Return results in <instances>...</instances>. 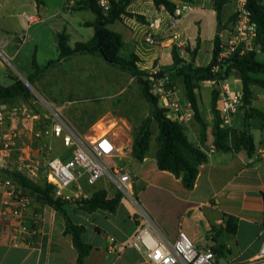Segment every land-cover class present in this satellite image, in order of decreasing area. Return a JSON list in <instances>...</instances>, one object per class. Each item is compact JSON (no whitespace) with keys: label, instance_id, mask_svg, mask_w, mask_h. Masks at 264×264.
I'll use <instances>...</instances> for the list:
<instances>
[{"label":"crops","instance_id":"crops-1","mask_svg":"<svg viewBox=\"0 0 264 264\" xmlns=\"http://www.w3.org/2000/svg\"><path fill=\"white\" fill-rule=\"evenodd\" d=\"M56 1V7L60 3L61 10L65 14V18L60 20L59 27L51 35L53 46H57L59 56V34L65 32L69 36L71 47H74L78 42L88 41L94 35V28L90 26V23L95 21L96 16L90 10L77 9L76 4L82 0ZM168 1L173 3L176 8L191 6V10L181 15L173 29L168 30L171 13L163 6L157 7L152 0H130L126 11L131 15H123L121 20L109 26L123 39L124 52H134L139 58L137 63L139 69L151 74L160 73L172 66L174 47L178 49L180 57L184 60H189L190 53L194 52L195 65H207L212 58L216 36H219L221 42L227 38L239 3V0H228L218 17L214 7L215 0ZM66 2L71 4L70 12L65 9ZM261 2L264 4V0ZM50 11L53 10L48 7L46 0H0V49L1 47L6 51L11 49L13 41L7 37L9 29L6 25L14 15H21L17 21L18 26L27 33L32 30L34 25H37L36 29L32 30V35H28L31 41L36 43L38 35L40 43L46 42L50 35L45 27H40V25L60 13L59 10L52 13ZM30 14H37L39 21L29 23L26 17ZM41 15H45L46 18L42 19ZM154 19H159L160 24L158 28L151 30L148 23ZM217 25L218 28L221 25V33L215 31ZM82 32H86L87 39L81 34ZM150 32L159 40L156 45H149L145 42V38ZM26 40L24 39V42ZM205 44L210 46L207 51L209 54L202 56ZM22 46L23 44L20 45V47ZM35 47L37 51L38 44ZM260 52L258 51L257 56ZM16 54V52L12 54L10 59H17L18 55ZM98 58L94 55H76L66 62L83 59L98 63L100 61ZM201 60L205 61V64H202ZM62 66L64 63L51 69H61ZM31 74L32 72L29 73V76ZM203 84L209 89L207 113L211 117V128L203 117L198 97V91L203 85L196 89V96L200 116L207 128L206 141L202 142L200 139V127L196 124L194 116L189 125L185 126V133L190 142L196 144L208 156L207 162L199 168L194 188L186 189L180 178L169 171L158 168L156 160L158 147L151 156L148 155V151L143 161L129 156L136 161L135 170L133 171L131 168L130 188V193L136 203L130 198L124 197L114 213L104 210L92 213L76 210L72 212L73 215H70L74 223L85 227L82 239L93 247L82 264H152L143 253L132 248H127L120 254L108 250L109 237H114L125 243L137 231L139 223L136 216L140 210L149 215L156 229L171 243H175L183 233L198 249L212 251L218 256V260L223 258L225 264H264V260H258L264 241V148L262 146L264 135L262 137L263 144L260 146L251 130L257 146L256 152L252 156H248L244 150L239 152L217 150L212 134L214 117L212 116L211 101L214 88L208 83ZM224 84H227V89L231 94L242 95L241 80L236 72H232L229 78L220 84L217 110L220 99L225 93V89L222 87ZM175 92V98L180 101L176 88ZM181 97L183 103H180L188 107L190 104L185 98V91ZM254 98L253 93V107L264 113V110L255 104ZM262 100L264 103V94ZM46 101L57 107L62 106L54 100ZM87 101L78 102L75 109L92 108L91 101ZM23 102L25 101L18 99L4 106ZM241 114L245 121V111L242 110ZM71 117L74 121H79L77 115L74 114ZM234 118L235 115L232 117V127ZM243 128L244 122L240 128L235 127L236 130ZM158 135L159 129L156 141ZM43 139L51 143L55 140L45 135ZM205 148L207 149L205 150ZM33 154L36 156L37 151L35 150ZM14 161V155L0 157V168L10 169ZM32 180L43 181L41 173L37 179ZM106 182H109L106 178L97 181L94 192L106 190L103 186ZM31 199L34 215L39 218L41 235L32 244H16L11 239L8 223L0 221V264H78V253L71 235L65 233L66 224L63 216L51 207L37 203L32 197ZM72 216L74 217L72 218ZM87 216L90 219L85 220L88 218ZM226 216L238 219L237 231L234 234L226 230Z\"/></svg>","mask_w":264,"mask_h":264},{"label":"built area","instance_id":"built-area-1","mask_svg":"<svg viewBox=\"0 0 264 264\" xmlns=\"http://www.w3.org/2000/svg\"><path fill=\"white\" fill-rule=\"evenodd\" d=\"M104 14L111 8L110 0H96ZM71 11V4L66 6ZM191 10L190 5L177 7L171 14L168 30L176 27L183 13ZM29 23L39 21L37 14L27 17ZM159 19L149 22L151 30L158 28ZM257 25L252 21L247 8V0H239L234 20L228 36L220 43L218 61L222 62L236 53L245 54L256 47ZM149 45H156L159 40L150 32L145 38ZM153 79V78H152ZM152 93L161 106L167 109V116L183 126H188L194 113L191 105L185 107L175 98V87L170 76L155 80ZM220 99L218 110L222 119L221 126L232 127V117L243 103L242 95H233L227 84ZM32 104L23 102L0 107V157L15 156L10 169L37 179L41 173L43 180L54 186L56 196L69 198L65 191L75 188L74 198L86 197L81 187L83 180L93 186L101 178L129 197L132 174L123 164L114 166L111 159L127 157L123 154L116 133L103 131L93 135H83L67 120L62 106H54L45 101L43 108L47 114L38 112ZM68 104H72L69 102ZM190 104V103H189ZM59 140L64 152L53 154V143L46 142L43 136ZM37 151L36 156L33 154ZM32 199L11 179L0 175V221H6L11 239L16 244H32L41 235L39 218L32 210ZM139 223L137 231L130 239L122 243L109 237L108 250L120 254L127 248L141 252L152 264H220L217 256L210 250L198 249L181 233L175 243L167 241L156 229L153 221L140 210L136 216ZM258 260H264V241L260 248Z\"/></svg>","mask_w":264,"mask_h":264},{"label":"trees","instance_id":"trees-1","mask_svg":"<svg viewBox=\"0 0 264 264\" xmlns=\"http://www.w3.org/2000/svg\"><path fill=\"white\" fill-rule=\"evenodd\" d=\"M157 7L163 6L171 14L176 6L168 0H152ZM190 2L192 0H182ZM130 0H110L111 8L104 14L98 6L96 0H82L76 4L77 9H87L92 11L96 19L90 23L94 28L93 37L85 42H78L74 47L69 45V36L63 32L58 36L59 56L55 60H50L43 68H40L35 60L32 61V74L27 78L30 83L45 71L54 66L65 63L72 56L94 55L102 58L107 64L117 67L124 72H128L139 85V89L144 98L150 103L152 108V118H147L136 131L132 142V156L143 161L150 148L152 136L151 121L154 119L159 129L158 150L156 154L157 166L160 170L169 171L177 178L181 179L183 186L192 190L195 186L199 174V168L208 160L207 154L196 144L190 142L185 126L171 120L167 116V109L159 104V99L153 95L151 85L161 77L170 76L171 79L181 77L184 83L185 98L190 103L194 113V118L199 123L200 139L206 141L207 128L200 116L199 106L196 96V89L200 81H218L219 85L212 92L211 109L214 116L212 134L215 148L219 151L244 150L248 156H252L257 149L254 138L251 134L249 120L258 116L262 121L264 129V113L253 107L252 86L264 88V79L255 77L256 74L264 75V62L257 60V45L260 51L264 52V4L261 0H247V8L250 11L252 21L257 25L258 36L254 50L245 54L236 53L225 61H218L221 40L217 35L214 40V48L210 62L205 66H196L194 63L195 53H190L189 60L180 57L176 47L172 50L173 64L166 70L157 74H150L139 69L137 63L138 56L134 52L125 53V43L121 36L109 28L110 25L121 20L123 15H131L126 11ZM228 0H215L214 7L219 17L221 10ZM68 2L65 4V9ZM232 72H236L242 83L243 109L245 111L244 128L242 130L225 129L221 126L222 119L217 110V101L220 94V84L227 80ZM147 77V79H145ZM153 78V79H152ZM31 91L21 80L16 78L10 85H0V107L15 100L22 99L32 104ZM95 121H93L94 123ZM0 175L11 179L19 185L25 193L37 203L54 209L63 216L66 224L65 233L71 235L74 247L77 250V263L82 264L84 259L93 250L92 245L82 239L85 232L83 225L72 221L70 213L81 210L92 213L97 210L116 212L119 204L124 198L122 192L114 194L106 190H99L90 196L80 198H65L56 196L53 185L35 182L26 175L13 169L0 168ZM227 232L234 234L237 231L238 219L233 216H226ZM219 252V251H218ZM218 257V256H217Z\"/></svg>","mask_w":264,"mask_h":264},{"label":"rangeland","instance_id":"rangeland-1","mask_svg":"<svg viewBox=\"0 0 264 264\" xmlns=\"http://www.w3.org/2000/svg\"><path fill=\"white\" fill-rule=\"evenodd\" d=\"M46 2L48 7L53 10L50 11V13L56 10H59L60 13L40 25V27H45L50 35L44 43L38 41V39L40 40V36L38 35L36 43L31 41L28 37V35H32V30H35L37 25H34L32 30L27 33V31H23L18 26L17 21L21 15H14L12 19L8 20L6 27L9 29V36L7 37L11 38L13 44L9 51H6L2 47L0 49V85L6 86L12 83L16 78L21 79L23 77L27 80L29 73L33 72L32 61L34 58L38 66L43 68L50 59L58 57V49L56 45L53 46L51 35L57 30L59 27L58 24L61 19L65 18V14L61 10L60 3L56 7V0H46ZM41 18L43 19L46 17L45 15H41ZM217 29L218 25L215 27V31H217ZM81 34L86 39L88 38L86 32H82ZM24 39L27 40L24 42ZM21 44H23L22 47H20ZM36 44H38L37 51L35 49ZM209 49L210 46L205 44L202 56H207L209 54L207 52ZM15 52L17 53L16 55H18L17 59H10ZM98 59H100L98 63L83 59H78L75 62H65L61 69H49L45 71L34 83H30L27 80L30 84L31 99L36 101L34 108L43 114H47L45 108H43V104H45L46 100H54L58 104H61L62 107L64 106L63 114L75 129L83 135H93L103 131L116 133L123 154L127 157L114 158L111 159L110 162H112L114 166L123 164L126 170L132 174L131 168L134 171L136 165V161L129 157L132 156L133 137L135 131L145 123L147 118H152V108L150 103L141 94L136 80L132 78L128 72H124L117 67L107 64L100 57ZM257 59L264 62V52H260ZM204 62L205 61L201 60L202 64H205ZM254 76L264 79V75L262 74H256ZM203 83H208V85H211L213 88L217 87L219 83L218 81L198 82V88L200 85H203L198 91L202 114L211 128V117L209 113H207V108H209V89L207 86H204ZM172 84L178 92L177 95L180 102L183 103V98L181 97L184 91L183 79L175 77L172 79ZM151 89H153V87ZM252 90L255 96V104L264 110V103L262 100L264 89L259 86H254ZM87 100L91 101L93 105L92 108L75 109L76 105L79 104L78 102ZM69 102L72 104H68ZM159 103L161 106V102ZM242 110L244 111L241 105L234 114V126L230 129L241 127L242 122H244L243 114H241ZM74 114L77 115L79 121H74V119H72L71 116ZM93 121L95 122L93 123ZM196 124L199 125L198 122H196ZM249 124L255 140L259 142L261 146L263 144L262 137L264 135L261 119L258 116H254L249 120ZM157 127V123L153 119L151 121L153 133L148 153L149 156H151L158 147V141H156V136L158 134ZM226 129L229 128L226 127ZM262 146L264 148V144ZM206 149L207 148H205V150ZM63 152L64 149L60 141L55 139L53 142V154L59 156ZM39 183L43 184L44 182L39 181ZM80 183L84 194L89 195L94 192L95 185H87L83 180ZM103 186L106 188V191L110 193L119 191L115 185L110 182H106ZM74 191L75 188H70L65 191V195L69 198H74ZM124 197L127 198L126 195H124ZM70 215H73L72 212ZM73 217L74 216H72V218ZM88 219L90 218L88 217L85 220Z\"/></svg>","mask_w":264,"mask_h":264},{"label":"water","instance_id":"water-1","mask_svg":"<svg viewBox=\"0 0 264 264\" xmlns=\"http://www.w3.org/2000/svg\"><path fill=\"white\" fill-rule=\"evenodd\" d=\"M221 31H222V27H221V25L219 26V28H218V30H217V33H221ZM256 50L257 51H260V45L258 44L257 45V47H256ZM22 79V81L30 88V84H29V82L25 79V78H21ZM145 79H147V77H145ZM219 262H220V264H225V262H224V259L223 258H220L219 259Z\"/></svg>","mask_w":264,"mask_h":264}]
</instances>
